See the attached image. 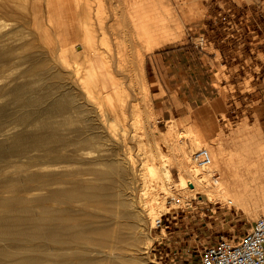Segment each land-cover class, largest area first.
Wrapping results in <instances>:
<instances>
[{
    "label": "bare ground",
    "instance_id": "6f19581e",
    "mask_svg": "<svg viewBox=\"0 0 264 264\" xmlns=\"http://www.w3.org/2000/svg\"><path fill=\"white\" fill-rule=\"evenodd\" d=\"M45 1L49 20L64 32L53 66L39 53L37 38L19 36L18 26L0 35L14 38L0 49L1 69H20L0 84V95H6L0 102V264H158L145 259L142 244L162 205L159 184L175 180L160 148H143L146 161L139 166L126 134L140 127L131 121L137 109L126 107V87L109 79H125L129 56L137 53L135 60L142 65L145 49L152 50L165 26L158 15L160 0ZM38 6L33 0L32 18L39 16ZM179 8L183 12L185 7ZM85 56L91 65L78 67ZM83 71L90 78L99 74L86 86L110 83L108 107L82 100L88 95L83 89L74 93L73 73ZM50 73L55 84L46 81ZM114 124L120 127L118 136L111 130ZM175 124H169L162 139L175 151L179 170L210 199L225 196L216 151L212 165L199 169L192 154L207 142L186 131L184 136H191H182L186 141L180 143ZM137 131L130 137L145 145ZM160 186L162 191L165 184ZM258 205L264 210V187Z\"/></svg>",
    "mask_w": 264,
    "mask_h": 264
},
{
    "label": "rangeland",
    "instance_id": "374dc122",
    "mask_svg": "<svg viewBox=\"0 0 264 264\" xmlns=\"http://www.w3.org/2000/svg\"><path fill=\"white\" fill-rule=\"evenodd\" d=\"M32 1L0 0V35L18 26L19 36H30V40L37 38L42 45L39 53L53 66L55 59L60 57L54 50L64 32L61 34L59 23L52 24L49 20L45 0H37L39 16L32 18ZM19 4L26 11L18 7ZM157 4L158 15L164 18L165 26L152 50L145 49L142 65L135 60L137 53L131 54L125 64L131 68L130 73L125 79L109 81L112 84L119 80L118 86L124 85L128 90L126 107L137 109L131 121L135 122L133 125L139 122L140 127L136 129L137 124L135 127L131 124L134 130L130 129L126 134L139 166L146 161L143 148H160L164 162L168 163L173 179L177 181L160 180V184H165L162 191L160 184L157 185L162 205L154 217L165 212L170 227L160 231L150 222L149 237L142 244L143 255L158 264H199L206 245L217 242L222 236L238 240L264 213L258 205L264 187V0H162V3L160 0ZM183 5L182 12L179 7ZM41 9L43 13H40ZM63 17L67 18L68 12ZM203 33L207 42L205 49L200 50L196 42L202 41ZM44 34L45 38L41 37ZM0 38V49L14 42L9 34ZM115 47L113 44L114 50ZM76 52L83 56L80 49ZM90 62L85 56L78 67L83 68ZM73 64L76 66V62ZM1 67L2 63L0 84L10 71L20 70L18 67L9 70ZM93 76L95 78H90L84 71L74 72V93L79 94V88L83 89L88 95L82 100L93 107H108L110 99L106 86L110 83L103 84L105 87L86 86L85 83L98 78L99 74ZM116 76L121 78L122 74ZM23 78L27 79L24 75ZM46 81L55 84L54 75L48 74ZM188 81L204 94L188 98L184 89ZM5 98L6 95H0V102ZM184 98H196L197 103L190 101L187 104ZM216 99L221 100L220 107H210ZM115 100L119 106L120 95ZM158 101L167 107H158ZM197 104L203 106L196 107ZM160 108L164 111L160 112ZM172 122H177L175 137L180 143L190 135L184 136L185 132L192 131V136H203L207 142L201 147L216 151L219 178L227 187L225 196L220 194L210 199L207 192L194 187L195 183L179 170L173 158L175 151L162 139ZM242 126L246 129L242 130ZM204 127L210 134L202 133ZM111 130L117 136L120 133L117 124ZM135 131L142 134L145 145H139L130 137V132L136 134ZM214 169L218 170V167L214 166ZM174 195L181 198L180 202L172 200ZM189 202L193 206L188 207Z\"/></svg>",
    "mask_w": 264,
    "mask_h": 264
},
{
    "label": "built area",
    "instance_id": "2783aa9c",
    "mask_svg": "<svg viewBox=\"0 0 264 264\" xmlns=\"http://www.w3.org/2000/svg\"><path fill=\"white\" fill-rule=\"evenodd\" d=\"M192 160L196 167L205 169L213 163L212 151L207 147H200L193 152ZM180 199L177 195L172 196L175 203L180 202ZM187 205L193 206L191 202ZM165 214L162 212L154 218V228L160 231L169 229L170 224L165 220ZM199 264H264V213L238 240L222 236L217 242L206 245Z\"/></svg>",
    "mask_w": 264,
    "mask_h": 264
},
{
    "label": "crops",
    "instance_id": "0c3cea01",
    "mask_svg": "<svg viewBox=\"0 0 264 264\" xmlns=\"http://www.w3.org/2000/svg\"><path fill=\"white\" fill-rule=\"evenodd\" d=\"M199 37V36H198ZM206 42H207V38H206V36H205V34L203 33L202 34V41L201 42H196V45H197V47L198 48H200V50L201 49H205V44H206ZM201 57H205V55H202ZM171 78H174V75L173 76H170ZM186 91V96H188V98L189 97H195V96H198V95H200V94H204V92H198V90H195L194 89V87L192 86V85H190V81H188V83L185 85V88H184ZM208 98V97H207ZM214 99V98H213ZM184 100V102L185 103H190V101H192V102H195V103H197V99L195 98H191V100L190 99H183ZM208 101H209V99H208ZM205 103H207V100H206V102ZM203 104V103H202ZM196 105V107H201V106H203V105ZM157 105H158V107H167V106H164V104H161V102H159L158 101V103H157ZM218 105H219V107H220V105H221V100L220 99H216L212 104H211V106L210 107H215V106H217L218 107ZM187 107H188V105H187ZM159 111L161 112V111H164L163 109H159ZM202 133L203 134H210V132H209V130L206 128V127H204L203 129H202ZM203 137V136H202Z\"/></svg>",
    "mask_w": 264,
    "mask_h": 264
}]
</instances>
